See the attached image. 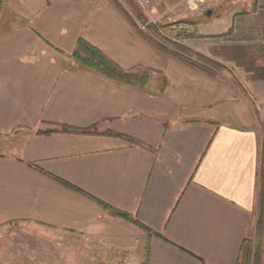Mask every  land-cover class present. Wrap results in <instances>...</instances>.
I'll use <instances>...</instances> for the list:
<instances>
[{"label":"crops","instance_id":"1","mask_svg":"<svg viewBox=\"0 0 264 264\" xmlns=\"http://www.w3.org/2000/svg\"><path fill=\"white\" fill-rule=\"evenodd\" d=\"M231 1L187 21L205 73L110 0H0V264H237L259 212L264 0ZM78 40L145 86L78 65Z\"/></svg>","mask_w":264,"mask_h":264},{"label":"trees","instance_id":"2","mask_svg":"<svg viewBox=\"0 0 264 264\" xmlns=\"http://www.w3.org/2000/svg\"><path fill=\"white\" fill-rule=\"evenodd\" d=\"M114 5L138 31L141 38L152 45L162 54L205 73H210V71L207 70L206 67L216 68V66L211 61L203 58L202 56L196 54L195 52L191 51L181 44L185 39L196 37V34L193 31L194 29L187 30V32H179L175 36V41L171 42L170 40L163 39L158 35L159 30L164 29L167 26L148 23V21L143 18L141 19L140 24L145 26V31H141L138 25L127 17L126 13L119 5ZM184 24L190 27L188 23ZM151 35L155 36L156 38L159 37V40L161 39V42L154 41L151 38ZM72 58L78 65L87 69H91L107 79L128 86L137 87L139 89H142L145 86L149 77V71L147 70L137 73H130L122 70L112 61L106 58L98 49L89 45L84 40H78L75 50L72 54ZM164 86L165 80L163 79L162 88ZM60 131L83 134L89 133L88 130H76L65 126H62ZM260 177L261 181L259 194V212L255 222L254 235L251 239L247 238L243 240L237 264H264V145L262 146ZM107 210L113 216L130 219L127 215L117 213L109 208H107ZM261 247L263 248V250H261Z\"/></svg>","mask_w":264,"mask_h":264},{"label":"rangeland","instance_id":"3","mask_svg":"<svg viewBox=\"0 0 264 264\" xmlns=\"http://www.w3.org/2000/svg\"><path fill=\"white\" fill-rule=\"evenodd\" d=\"M110 1L114 4L119 5L124 10L127 17L131 19L135 24H137L138 27L141 25L140 21L143 18H145L148 21V23L150 21H153L155 22V24L167 26L164 29H160L158 32L159 37L166 39V40H170V39L165 38L163 35H161L160 31L163 32L164 34L170 35L173 38H175L177 34L173 33L174 35H172L171 34L172 32L168 29V26L174 25V24L188 23L187 21L190 20V18L196 17L197 14L198 16L199 14L200 16L203 15L204 10L206 6L208 5L207 0H203L202 8L199 11H197L196 13H189L184 7V4H183L184 0H155L152 4H150L145 9H141L140 7H138L135 0H110ZM215 1L217 3L223 2L224 5H228L230 2H232L231 0H215ZM186 27L188 28V30H190L189 26H186ZM159 37L156 38L155 36L151 35V38L156 42H161V39L159 40ZM170 41L173 42L172 40ZM262 191H263V187H262ZM22 240H23L22 237H19V236L13 237L12 244L14 246H19V242H21ZM35 243H36L35 238H29L28 249L29 250L36 249L37 247L35 246ZM262 247H261V250H263ZM9 255L12 260L17 259L14 257L19 258L20 256L21 259L28 261L29 264H50V263H47V261L49 262L52 259L57 258L56 254H50V253L43 252V251H40V252L33 251L27 254H21L19 256L18 254H9Z\"/></svg>","mask_w":264,"mask_h":264},{"label":"built area","instance_id":"4","mask_svg":"<svg viewBox=\"0 0 264 264\" xmlns=\"http://www.w3.org/2000/svg\"><path fill=\"white\" fill-rule=\"evenodd\" d=\"M155 0H135L136 4L138 7L141 9L147 8L150 4H152ZM184 7L189 13H196L202 8L203 5V0H184L183 2ZM149 23L155 24V22L150 21ZM139 29L145 31V26L140 25ZM168 29L172 32L171 34L174 35L173 33L178 34L179 32H187L188 28L186 27L185 24H174L168 26ZM160 34L163 35L165 38H168L172 41H175L172 36L164 34L163 32L160 31Z\"/></svg>","mask_w":264,"mask_h":264},{"label":"water","instance_id":"5","mask_svg":"<svg viewBox=\"0 0 264 264\" xmlns=\"http://www.w3.org/2000/svg\"><path fill=\"white\" fill-rule=\"evenodd\" d=\"M210 13H211V12H210L209 10L206 12L207 17L210 16Z\"/></svg>","mask_w":264,"mask_h":264}]
</instances>
